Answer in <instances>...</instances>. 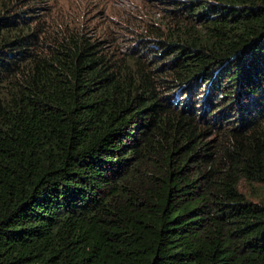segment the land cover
I'll return each instance as SVG.
<instances>
[{
	"label": "trees",
	"instance_id": "16d2710c",
	"mask_svg": "<svg viewBox=\"0 0 264 264\" xmlns=\"http://www.w3.org/2000/svg\"><path fill=\"white\" fill-rule=\"evenodd\" d=\"M161 1L125 48L0 0V264H264V0Z\"/></svg>",
	"mask_w": 264,
	"mask_h": 264
},
{
	"label": "rangeland",
	"instance_id": "374dc122",
	"mask_svg": "<svg viewBox=\"0 0 264 264\" xmlns=\"http://www.w3.org/2000/svg\"><path fill=\"white\" fill-rule=\"evenodd\" d=\"M38 1V0H37ZM40 16L53 31L62 25L82 27L92 35L118 38L125 48L136 46L146 36V24L161 22L168 6L161 0H43ZM139 49V46H138ZM241 191L252 201H264V184L242 180Z\"/></svg>",
	"mask_w": 264,
	"mask_h": 264
}]
</instances>
